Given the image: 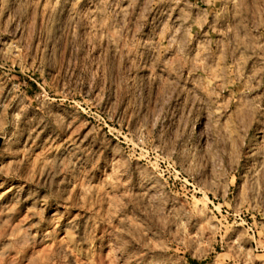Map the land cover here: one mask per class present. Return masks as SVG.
<instances>
[{
  "label": "rangeland",
  "instance_id": "rangeland-1",
  "mask_svg": "<svg viewBox=\"0 0 264 264\" xmlns=\"http://www.w3.org/2000/svg\"><path fill=\"white\" fill-rule=\"evenodd\" d=\"M0 264H264V0H0Z\"/></svg>",
  "mask_w": 264,
  "mask_h": 264
}]
</instances>
